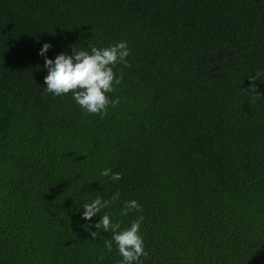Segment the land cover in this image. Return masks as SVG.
Listing matches in <instances>:
<instances>
[{
    "label": "trees",
    "instance_id": "1",
    "mask_svg": "<svg viewBox=\"0 0 264 264\" xmlns=\"http://www.w3.org/2000/svg\"><path fill=\"white\" fill-rule=\"evenodd\" d=\"M118 41L107 115L44 90V43ZM117 192L140 264H264V0H0V264H120L81 219Z\"/></svg>",
    "mask_w": 264,
    "mask_h": 264
},
{
    "label": "clouds",
    "instance_id": "2",
    "mask_svg": "<svg viewBox=\"0 0 264 264\" xmlns=\"http://www.w3.org/2000/svg\"><path fill=\"white\" fill-rule=\"evenodd\" d=\"M52 45L44 43L38 53L44 58V67L47 75L44 78L46 92L54 96L71 94L75 103L87 114H108L109 108H115L120 103V98L110 94L116 91L122 83L121 73L114 71L117 65L129 67L128 57L130 49L126 41H118L107 47L90 46V50H76L72 47V54L60 52L55 58H49L47 53ZM101 176L108 177L112 181L121 180L118 172L111 168L101 170ZM120 194L115 193L111 199H103L99 196L82 204L81 219L92 221L99 216L94 224H86L82 227L94 238L98 232H93L94 227L99 231L111 233V239L105 241V248L111 252L113 243L122 257L120 264H140V258L145 256V243L141 235V225L144 217L141 215L133 220L128 227L122 228L121 223L102 210L108 209L119 199ZM141 205L136 200L125 201L121 215L127 216L129 211L139 212Z\"/></svg>",
    "mask_w": 264,
    "mask_h": 264
}]
</instances>
